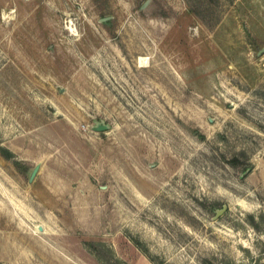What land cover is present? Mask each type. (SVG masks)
<instances>
[{"label":"rangeland","instance_id":"obj_1","mask_svg":"<svg viewBox=\"0 0 264 264\" xmlns=\"http://www.w3.org/2000/svg\"><path fill=\"white\" fill-rule=\"evenodd\" d=\"M0 264H264V0H0Z\"/></svg>","mask_w":264,"mask_h":264},{"label":"water","instance_id":"obj_2","mask_svg":"<svg viewBox=\"0 0 264 264\" xmlns=\"http://www.w3.org/2000/svg\"><path fill=\"white\" fill-rule=\"evenodd\" d=\"M149 2V1H148ZM263 52V49L259 50V54H261ZM94 129L96 130H103V129H107L109 128V124L104 122L103 120H98L95 124L92 125ZM41 162L36 163V165L33 167V169L31 170L29 179L30 181L34 178V176L36 175V173L38 172V170L41 167ZM225 209V207H223L222 209H219L217 213H221L223 210ZM42 228V227H40Z\"/></svg>","mask_w":264,"mask_h":264}]
</instances>
